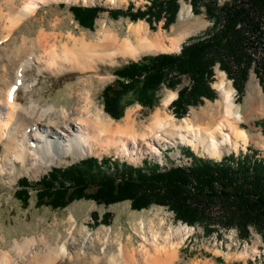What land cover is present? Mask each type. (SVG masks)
I'll return each mask as SVG.
<instances>
[{
    "label": "rangeland",
    "instance_id": "374dc122",
    "mask_svg": "<svg viewBox=\"0 0 264 264\" xmlns=\"http://www.w3.org/2000/svg\"><path fill=\"white\" fill-rule=\"evenodd\" d=\"M6 1L13 2L16 12L32 1L36 4L32 13L18 22L10 32L6 31L5 24L8 25L13 19V12L5 9ZM226 1L228 0H218V3L223 4ZM130 2L134 5L133 10L144 9L148 4L146 0H45L44 2L39 0H0V6H4L0 8V102L4 103L5 94L3 93L6 92V88L15 83L17 69L11 64L14 61L13 49L15 46H20L22 38L33 39L43 32V34L62 40V43L57 42L58 46L66 43V39L69 37H72V41L84 36L90 39L102 30L124 38L130 25L142 22L145 24L149 36L161 35L164 45H166V40H173L180 34L185 36L186 39L180 44L181 47L191 38L202 35L210 26L204 12L194 14L187 0H179V11L174 23L167 30L162 28L163 19L149 26L145 21L132 22L126 17L112 18L107 12H100L94 20L93 29L88 30L82 28L74 20L69 9V6L75 5L126 9ZM8 35L9 38L4 39ZM72 46L73 44L70 45V47ZM161 53L177 54L178 51L149 52L136 59L118 57L113 61L90 62V64L87 63L85 72L78 68L72 69L69 66H65L61 71L53 72L44 63H27L24 80L26 84H32L33 87L29 90L20 88L18 101L26 102L33 97L35 102L44 108L54 106L57 110L62 107L69 110L75 105L77 99L75 84L83 79H90L93 84L95 106L103 111L106 118H111L103 110L102 92L107 84L117 78L114 74L115 71L132 62L140 61L144 56H155ZM28 58L32 59L33 57L31 54L24 55L21 60H17V64L23 63ZM5 67H7L6 72ZM213 78L211 87L216 93V98L214 100L205 99L200 105L190 106L183 118H176L172 115L169 110L171 102L166 104V100L176 98V92L180 90L178 88L188 84V81L184 79L176 91L161 85L149 107H142L133 95H126L122 101V117L115 121L122 122L127 111L131 110L132 117L136 119L138 126H149L153 114L159 112L162 118L172 117L174 123H171L176 125L175 127L182 126L183 119H187L193 128H200L207 123H210L211 127H217L223 120L232 121L230 116L227 117L225 114L224 104L221 102V92L217 87L218 82L223 81L225 88L232 94L234 112L238 111L242 116L239 122H232L236 128L244 130L248 138L246 143L240 140L237 148L228 150L223 157H228L231 153L235 156L241 153L252 155L253 151L256 158H264V135L258 125V122L264 118V90L261 89L258 80L254 75L250 76L244 95L238 101L231 81L219 70L218 66L214 67ZM174 128L167 129L168 133L164 134L159 145L158 156L146 151L147 147L144 141L139 143L138 149H135L137 155L134 159L125 156L119 149L108 151L100 149L91 154H82L79 151L68 154L61 153L55 158L48 157L42 170L34 176L27 173L26 168H22L20 163L16 164L17 169L12 170V166H7L4 171V162L0 161V164L2 163L0 165V248L8 250L15 240L22 241L23 238L32 236L38 239L41 236L44 238L46 235L49 236L52 243H55V239L60 233L62 234L61 241L71 233L70 235H73L75 239H69L68 251L71 254L79 251L81 255H79V259L77 257L65 258L57 264H87L88 262L90 264L94 255L101 257V264H106L107 256L116 254L120 244L136 251L143 248L147 252H152L151 254L155 253L154 245L159 246L160 249L165 248L163 249L165 251H161L166 256L167 250L172 264H264V244L257 233L252 232L248 241L238 239L233 230L222 233L221 238H218L216 234L205 236L200 227H191L175 221L172 212L164 207L151 206L147 209L133 210L127 201L104 206L87 199L74 201L63 209L55 210L36 204L35 188L32 184L39 181L53 168H65L89 157H95L102 161L100 167H105L104 171L106 172H111L114 164L121 166L123 163L133 168L143 169L188 166L190 162L184 163L183 154L190 156L188 154L190 151L193 156L190 157L193 159L219 161L202 151L194 150L193 146L187 143H181ZM166 140L170 144L167 145ZM3 143H0L2 158L4 156ZM21 179H26L31 187L27 202L18 197L20 190L18 182ZM93 212L98 217H101L105 212L111 213L110 224L98 223L100 219L94 224L90 217ZM71 215L74 220L69 224L68 220ZM105 255L106 257H104Z\"/></svg>",
    "mask_w": 264,
    "mask_h": 264
},
{
    "label": "trees",
    "instance_id": "16d2710c",
    "mask_svg": "<svg viewBox=\"0 0 264 264\" xmlns=\"http://www.w3.org/2000/svg\"><path fill=\"white\" fill-rule=\"evenodd\" d=\"M147 5L133 10L106 9L102 6H69L74 20L88 30L100 12L112 18L126 17L132 22L145 21L152 26L163 19L167 30L179 11V0H146ZM194 14L204 12L210 26L202 35L181 45L178 54L144 56L115 71L116 79L103 89V110L114 120L122 117L123 97L130 94L142 107H149L161 85L176 91L183 79L188 81L177 92L169 110L176 118L186 116L190 106L216 93L214 67L218 66L231 81L240 101L251 75L264 90V0H187ZM264 135V118L258 122ZM188 154L192 156L191 152ZM251 154H233L221 161L192 158L187 167L133 168L114 164L111 172L100 167L98 158L89 157L65 168H53L32 184L36 204L63 209L74 201L87 199L104 206L129 202L131 209L151 206L168 209L174 220L200 227L210 236L234 230L238 239L248 241L252 232L264 244V158ZM107 168H109L107 166ZM18 197L27 202L30 185L18 182ZM94 224L109 225L111 213L90 215Z\"/></svg>",
    "mask_w": 264,
    "mask_h": 264
},
{
    "label": "bare ground",
    "instance_id": "6f19581e",
    "mask_svg": "<svg viewBox=\"0 0 264 264\" xmlns=\"http://www.w3.org/2000/svg\"><path fill=\"white\" fill-rule=\"evenodd\" d=\"M12 3L6 1L4 4L7 11L13 12V19L8 25L5 24L7 32H10L36 7L35 2L32 1L16 12ZM6 38H9V35L4 37ZM185 39L186 37L180 34L173 40H166L164 45L161 35L149 36L142 22L130 25L124 38L103 30L90 39L84 36L72 41V37H69L66 43L60 46L57 42L62 43V40L43 32L33 39L22 38L20 46H15L13 49L14 61L11 64L17 69L15 83L6 88V92L3 93L4 103L0 102V143L4 142V156L3 158L0 156V161L4 162V171L7 166H12V170H15L16 164L20 163L22 168H26L27 173L34 176L42 170L48 157L55 158L61 153L78 151L82 154H91L100 149L107 151L119 149L125 156L134 159L137 155L135 149L139 148V143L142 141L146 142L147 152L158 156L164 134L168 133L167 129L176 126L171 123L173 118L170 116L162 118L161 114L156 112L149 126H138L131 110L127 111L120 123L106 118L103 111L95 106L93 84L90 79H83L75 84L77 99L69 110L64 107L57 110L54 106L44 108L31 96L26 102L18 101V90L20 88L29 90L33 87L24 80L27 63H44L53 72L61 71L65 66L85 72L87 63L90 62L113 61L118 57L136 59L149 52L178 51ZM71 43L72 47H70ZM29 54L32 55V59L28 58L23 63L17 64L24 55ZM6 70L7 67L5 72ZM217 87L221 92V102L224 104L226 116H230L234 122H239L242 116L238 111L233 110L231 92L225 88L223 81L218 82ZM172 99L166 100V104ZM57 111L59 113H56ZM223 121L217 127H211L212 125L207 123L200 128H193L187 119H183L182 126L175 127L174 131L177 132V138L181 143H187L193 146L194 150L202 151L211 158L220 159L228 150L236 149L240 140L246 143L248 139L244 130L236 128L232 121H224L227 123ZM166 143L170 144L167 140ZM72 220H74L73 215L68 220L69 224ZM70 234L61 241L60 233L55 243H52L46 235L44 238L41 236L43 239L39 237L42 242L34 236L23 238L22 241L15 240L8 250L0 248V264H57L65 258L79 259L81 255L79 251L73 254L68 251L69 239H75ZM153 249L155 253L151 254L152 252H147L143 248L136 251L120 244L116 254L107 256V263L172 264L167 250L166 256L163 255L165 248L160 249L159 246L154 245ZM101 263V257L98 255H94L90 260V264Z\"/></svg>",
    "mask_w": 264,
    "mask_h": 264
},
{
    "label": "built area",
    "instance_id": "2783aa9c",
    "mask_svg": "<svg viewBox=\"0 0 264 264\" xmlns=\"http://www.w3.org/2000/svg\"><path fill=\"white\" fill-rule=\"evenodd\" d=\"M183 160H184V163H189V160L188 159H186V158H183ZM234 231V230H233ZM236 233V232H235Z\"/></svg>",
    "mask_w": 264,
    "mask_h": 264
},
{
    "label": "water",
    "instance_id": "95a60500",
    "mask_svg": "<svg viewBox=\"0 0 264 264\" xmlns=\"http://www.w3.org/2000/svg\"><path fill=\"white\" fill-rule=\"evenodd\" d=\"M179 52H180V51H179ZM179 52H178V53H179ZM181 88H182V86H181V87H179V88H178V90H179V89H181Z\"/></svg>",
    "mask_w": 264,
    "mask_h": 264
}]
</instances>
